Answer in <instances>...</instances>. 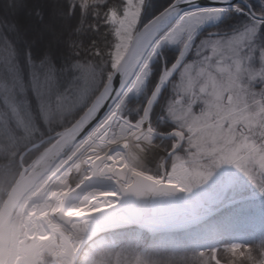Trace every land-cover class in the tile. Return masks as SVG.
I'll return each instance as SVG.
<instances>
[{"label":"trees","instance_id":"1","mask_svg":"<svg viewBox=\"0 0 264 264\" xmlns=\"http://www.w3.org/2000/svg\"><path fill=\"white\" fill-rule=\"evenodd\" d=\"M123 1L0 0V201L19 170L20 152L72 122L112 71L116 36L108 13L111 10L121 13ZM145 1L140 24L172 0ZM247 1L257 14H264V0ZM248 25L262 31L264 49V23H253L241 12L229 11L212 30L226 34ZM175 57L174 48L161 49L150 66L143 92L126 103L131 120L139 117L159 76ZM83 90H87L85 101L77 106V95ZM170 96L168 86L150 111V124L160 133H168L175 127L163 109ZM9 102L23 109L26 125L18 123ZM26 133L31 135L23 137ZM17 136L22 139L17 140ZM177 140L176 135L144 138L134 151L137 164L158 177L160 158ZM49 142L26 151L22 163L30 162ZM182 154L181 147L166 160L165 169L174 156ZM257 202H264V195L233 204L201 224L179 232L150 234L135 227L117 230L112 233L117 245L104 260L107 264H218L211 259V248L198 247L202 239L215 234L220 237L219 244L224 245L243 234L239 248L231 251L218 247L216 259L228 264H262L264 212H252L250 208ZM244 206L249 207L242 209ZM115 258L119 261L113 262Z\"/></svg>","mask_w":264,"mask_h":264},{"label":"rangeland","instance_id":"2","mask_svg":"<svg viewBox=\"0 0 264 264\" xmlns=\"http://www.w3.org/2000/svg\"><path fill=\"white\" fill-rule=\"evenodd\" d=\"M144 3L145 0H124L121 13L114 10L108 13V20L113 25L116 36L112 51L113 65L119 61L140 22ZM184 38L185 35L176 41V49L182 46ZM261 38L262 31L250 25L225 36H204L197 39L189 58L169 85V90L173 93L163 107L166 118L184 132L186 144L182 147L183 154L174 156L167 169L164 165L157 177L144 166L138 165L134 154L140 142L152 134L145 133L143 139L139 138L130 150V156L135 157V163L131 162L136 168L182 190L183 201L189 208L173 213V222L209 213L236 198L254 196L257 192L264 194V49L261 48ZM116 46L121 52L119 58L116 57ZM149 69L150 65L145 72L146 79ZM144 87L145 84L119 106L117 115L120 119H127L130 123L141 121L142 112L136 120L129 118L126 103L138 97ZM86 93L87 90L78 93L77 106L85 101ZM94 96L88 104H91ZM9 106L18 123L26 125L23 109H19L15 103L9 102ZM40 109L43 110L41 107ZM147 121L150 130L156 132L150 124V113ZM118 122L119 119H115L110 125V136L117 131ZM30 135L26 133L23 137ZM16 139L22 138L17 136ZM178 163L181 167L174 171L171 167ZM159 166L158 163V170ZM251 205L252 212H264V202ZM139 228L138 226V230L150 234L185 230L167 228L149 231ZM61 229L66 230L63 227ZM20 230L23 233L26 229L21 226ZM104 234L101 233L88 242L81 251L77 264L108 263L104 257L111 253L117 242L111 234ZM243 236L238 235V239L220 245V237L214 234L212 238H203L198 247L211 248L212 261L228 264L216 259V247L235 251L244 240ZM57 237L55 235L56 245H49L48 250L38 256L39 264H46L48 259L53 261V255L59 249ZM33 240L36 238H28L25 243L29 244ZM118 261L115 258L113 262Z\"/></svg>","mask_w":264,"mask_h":264},{"label":"bare ground","instance_id":"3","mask_svg":"<svg viewBox=\"0 0 264 264\" xmlns=\"http://www.w3.org/2000/svg\"><path fill=\"white\" fill-rule=\"evenodd\" d=\"M191 17L187 20L181 18L179 22L170 24L164 32L153 33L142 42L114 104L100 123L28 189L24 199L31 198L35 204L27 210L19 207L4 232L0 246L2 263L13 264L20 255L36 260L42 252L48 250L49 245H55V232L62 230L61 227L71 233L73 243L94 231L115 227L120 224L117 221L119 218H116L117 213L123 211L132 212L124 221L137 223L149 231L180 227L188 222L172 221L173 213L189 208L177 192L179 187L154 180L131 162V148L148 130L146 116L141 121L130 123L127 119H120L117 112L123 102L140 90L147 67L166 40L178 36L181 29L187 35L193 34L197 28L195 21L201 26L213 20L210 12L203 16L192 14ZM115 53L117 58L121 56L118 46ZM159 88L151 96L149 106L156 99ZM115 119H119L117 131L110 136L109 127ZM180 167L181 164H177L174 171ZM110 178L112 183L106 185ZM125 178L129 185L124 183ZM121 182L124 187L120 186ZM139 184L150 185L151 192L143 193ZM123 189L138 195V203L131 205L127 202L125 196L128 195L123 194ZM125 202L129 205L126 208ZM142 207L150 209V213L142 214L145 211H142ZM78 214L80 221L74 222L73 218ZM21 226L26 227L23 233ZM29 237H36V240L26 244L25 240Z\"/></svg>","mask_w":264,"mask_h":264},{"label":"water","instance_id":"4","mask_svg":"<svg viewBox=\"0 0 264 264\" xmlns=\"http://www.w3.org/2000/svg\"><path fill=\"white\" fill-rule=\"evenodd\" d=\"M241 3L243 4L250 14L251 17H254L258 20H264V16L256 15L251 7L244 1V0H173L168 6H166L163 10L158 12L156 15H154L151 19H149L147 22H145L142 26H139L134 31L130 41L128 42V45L122 54L121 58L119 59L118 63L113 67V70L107 77L106 81L102 85L101 89L91 102V104L83 111V113L74 120L70 125L63 128L62 130L45 137L44 139H51V143L46 146L36 157L35 159L29 163L28 165H23L20 161L22 155L25 151L28 149H31L32 147L38 145L40 142L33 144L29 147H27L19 156V166L20 170L18 172V175L12 182L10 188L8 189V192L6 193L1 205H0V246L2 242V237L4 236V232L8 229L9 225L11 224L13 220V214L15 208L18 206V204L21 202L23 195L27 191L28 188L33 186L39 178L50 168H52L57 162H59L78 142H80L82 139H84L88 133L100 123V121L103 119V117L106 115L109 108L114 104L116 97L119 93L120 87L124 80L126 79V76L128 74L129 67L136 55V52L142 42L152 35L153 33H161V31L170 23L172 20L178 19L183 14H190L194 13L198 16H203V14L210 12L211 18L213 19L210 22L204 23L202 26H198L197 22L195 21V25H197V28L194 30L193 34L187 35L184 43L182 44V47L178 51V55L176 59L174 60L171 67L165 72L163 77L159 80V91L161 92L162 89L166 86L170 78L175 74L177 69L181 66V62L186 55V51L189 48L190 44L192 43L193 38L196 34L200 33L204 27L209 28L212 26H215L217 24L222 16L224 15L225 11L228 9H232L236 7V4ZM178 36H181L184 31L183 29L179 30ZM214 34V33H209ZM168 46H173L174 38L172 40L168 39L165 41ZM146 80L144 79V82ZM150 99V98H149ZM149 100L146 103L142 119H145V116L147 118V112L149 109ZM176 132V131H175ZM148 133L159 135V136H169L172 135L174 132L170 133L169 135H162L158 134L156 132H153L152 130H148ZM181 137H183L182 133ZM43 139V140H44ZM180 142L169 152H167L162 160L161 163L174 151H176L180 145ZM103 159V158H101ZM131 160L133 163H135V157L131 156ZM164 176L163 173H161V176ZM126 179V178H125ZM124 181V183H128L129 181ZM156 180V179H154ZM162 180V179H161ZM157 181V180H156ZM118 182V177H116V184ZM159 182H161L159 180ZM112 183V178L108 179L106 181V185H110ZM124 183L121 182L120 186L124 187ZM105 185V186H106ZM140 185V184H139ZM140 191L146 194L151 192V186L142 184L139 186ZM175 190V189H174ZM123 194L128 195L125 196V200L129 202L131 205L135 202L136 204L139 201V196L135 193L130 192V190H122ZM135 191V190H134ZM176 191V190H175ZM178 194L182 196V190L178 188L177 190ZM176 192V193H177ZM31 200L28 201L30 203ZM228 205V204H227ZM224 205V206H227ZM129 205L125 202V208ZM142 211L145 210L144 207L141 208ZM219 209H214L209 213L201 214L200 216H190V218H186L180 221H186L188 222L180 227H170L172 230H180L187 227H190V225L197 224L201 222V220L208 218V216L212 215V213L219 211ZM155 210V209H153ZM152 211V209H151ZM150 213V209H147L143 211L142 214ZM154 212V211H153ZM132 214V212L124 211L122 213H117V217L119 218L117 221H120V219H124L129 214ZM178 222V221H177ZM126 225V224H125ZM120 225V226H125ZM119 226V227H120ZM167 229V228H164ZM169 229V228H168ZM103 231V230H102ZM98 233L94 232L92 234H89L87 236H84L81 238L78 243L75 245V248H73L70 244V240L67 239V237L61 232L56 231V234L59 235L62 242L65 244L64 250H60L58 252L59 258H66L67 262L66 264H76V259L78 256V253L81 249V247L94 235ZM0 264H3L0 262ZM13 264H34V258L28 257V256H18Z\"/></svg>","mask_w":264,"mask_h":264},{"label":"flooded vegetation","instance_id":"5","mask_svg":"<svg viewBox=\"0 0 264 264\" xmlns=\"http://www.w3.org/2000/svg\"><path fill=\"white\" fill-rule=\"evenodd\" d=\"M163 164H162V166H163ZM57 261H58V259H55V257L53 256V261H50L49 263H51V262H57Z\"/></svg>","mask_w":264,"mask_h":264}]
</instances>
